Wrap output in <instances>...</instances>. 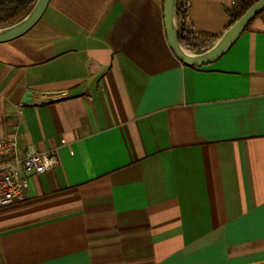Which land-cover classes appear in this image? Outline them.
<instances>
[{
  "label": "crops",
  "instance_id": "crops-1",
  "mask_svg": "<svg viewBox=\"0 0 264 264\" xmlns=\"http://www.w3.org/2000/svg\"><path fill=\"white\" fill-rule=\"evenodd\" d=\"M235 1L190 0L185 46L211 48ZM164 2L50 0L0 43V135L60 159L0 209V264H264V11L192 66Z\"/></svg>",
  "mask_w": 264,
  "mask_h": 264
},
{
  "label": "water",
  "instance_id": "water-1",
  "mask_svg": "<svg viewBox=\"0 0 264 264\" xmlns=\"http://www.w3.org/2000/svg\"><path fill=\"white\" fill-rule=\"evenodd\" d=\"M180 0H165L164 13L168 40L171 49L185 64L205 66L223 56L247 29L252 20L264 10V0L253 4L244 15L232 24L219 40L204 52L196 53L185 47L179 40L178 6ZM50 0H37L34 8L21 20L0 28V43L8 42L23 36L43 16ZM30 95V94H28Z\"/></svg>",
  "mask_w": 264,
  "mask_h": 264
},
{
  "label": "built area",
  "instance_id": "built-area-1",
  "mask_svg": "<svg viewBox=\"0 0 264 264\" xmlns=\"http://www.w3.org/2000/svg\"><path fill=\"white\" fill-rule=\"evenodd\" d=\"M179 2L186 12L188 24L191 2L190 0ZM5 100L8 98L0 91V104ZM15 108L18 118H21L23 106L17 105ZM59 161V154L55 148L46 151H39L33 147L23 148L18 128L9 135H0V209L24 200L31 186V175L43 174L56 167Z\"/></svg>",
  "mask_w": 264,
  "mask_h": 264
},
{
  "label": "trees",
  "instance_id": "trees-1",
  "mask_svg": "<svg viewBox=\"0 0 264 264\" xmlns=\"http://www.w3.org/2000/svg\"><path fill=\"white\" fill-rule=\"evenodd\" d=\"M257 1L259 0H236L230 12L232 24L240 19ZM36 3L37 0H0V24L5 27L23 19L34 8ZM178 26L180 43L182 45H191L193 32L187 25L186 12L182 9L180 2L178 6Z\"/></svg>",
  "mask_w": 264,
  "mask_h": 264
},
{
  "label": "rangeland",
  "instance_id": "rangeland-1",
  "mask_svg": "<svg viewBox=\"0 0 264 264\" xmlns=\"http://www.w3.org/2000/svg\"><path fill=\"white\" fill-rule=\"evenodd\" d=\"M2 27H4V25L3 24H0V28H2Z\"/></svg>",
  "mask_w": 264,
  "mask_h": 264
}]
</instances>
